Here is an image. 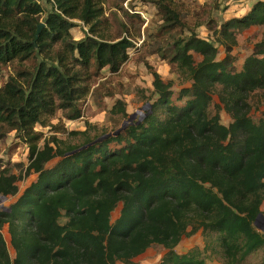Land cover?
Here are the masks:
<instances>
[{
	"label": "trees",
	"instance_id": "obj_1",
	"mask_svg": "<svg viewBox=\"0 0 264 264\" xmlns=\"http://www.w3.org/2000/svg\"><path fill=\"white\" fill-rule=\"evenodd\" d=\"M105 1L45 0L46 10L35 0H0V70L17 66L0 88V130L15 131L28 145L27 166L17 164L20 175L0 167V197L16 196L20 180L37 176L0 210V264H134L154 245L166 250L158 264H206L202 254L213 245L221 264H264V233L254 226L264 216V40L240 70L233 55L237 35L264 28V0L242 17L214 23L209 40L193 30L175 40L169 62L188 85L174 94L172 83L153 72L156 99L139 124L94 136L88 125L71 133L77 145L42 140L35 126H47L58 110L80 119L91 74L117 73L134 48L129 37L104 27ZM153 4L162 29L187 30L174 0ZM74 22L88 27L78 41ZM40 23L45 27L36 39ZM256 92L263 101L254 120ZM114 110L127 116L122 101ZM198 232L202 251L175 252L183 237Z\"/></svg>",
	"mask_w": 264,
	"mask_h": 264
},
{
	"label": "rangeland",
	"instance_id": "obj_2",
	"mask_svg": "<svg viewBox=\"0 0 264 264\" xmlns=\"http://www.w3.org/2000/svg\"><path fill=\"white\" fill-rule=\"evenodd\" d=\"M153 1L155 0H106L103 3L106 19L104 27H107L112 36L129 37L134 48L129 50L127 62L117 73L113 74L109 72L108 68H105L96 75L91 74L89 93L78 104L82 112L80 119L69 120L63 111L58 110L49 119L47 126L36 125L35 131L42 135V140L54 137L59 141L77 145L79 139L72 136V132H83L90 126L92 128L89 129L91 136L96 133H116L132 115H136L133 123L140 119V122L143 121L149 111L148 109L144 110V107L148 104L151 105L156 99L152 87L153 72L158 73L165 83H172L174 94L188 85L177 73L175 65L169 62L173 56L175 40L187 36L188 30H193L202 39H211L212 33L209 31V27L214 28L216 23L219 25L227 21L231 17L228 10H238L240 8L237 5L242 3L240 2L242 0H174L181 19L187 27V30L182 29L181 32H177L162 29V18L157 13ZM42 6L46 10L51 8L49 3ZM44 17L45 13L42 14L40 20L42 21ZM210 20L213 22H209ZM74 23L77 26L71 30V35L74 41H78L83 38L88 27L81 22ZM261 40H264V28L262 27H252L237 35L238 45L233 51L237 70L241 69L243 61L251 54L253 45ZM219 51L218 58H222L223 49L219 47ZM193 56L196 62L200 61L198 55L194 54ZM28 67H33V62ZM15 69H17L16 64L1 68L0 88L7 83L9 77H15ZM215 99L214 96V101ZM116 101L124 103L126 117L117 113L116 110L112 111ZM262 101L261 92H256L251 96L252 110L250 114L254 120L260 117ZM174 103L182 105L184 102L174 101ZM211 112L213 113L212 108ZM220 116L221 123L228 126L230 118L225 111H221ZM0 133L5 134L0 138V167L7 169L12 174L20 175L22 166L17 167V164L23 165V168L27 166L28 145L19 137V134L15 131H8L7 127H3ZM55 162L56 160L48 164V167H51ZM36 177V175H30L20 180L16 196L6 199L0 197V210H5L14 203L17 197L36 180ZM120 208L119 205L112 213V222L118 217ZM261 211L264 212V203L261 206ZM2 234L9 247V252L13 255L6 226L2 230ZM204 247L205 240L198 232L190 237H183L175 248V252L180 255L193 248H199L202 251ZM217 251L216 245H213L209 250H204L202 257L206 264H221V258L217 255ZM165 252L166 250L162 247L154 245L134 264H158Z\"/></svg>",
	"mask_w": 264,
	"mask_h": 264
},
{
	"label": "water",
	"instance_id": "obj_3",
	"mask_svg": "<svg viewBox=\"0 0 264 264\" xmlns=\"http://www.w3.org/2000/svg\"><path fill=\"white\" fill-rule=\"evenodd\" d=\"M44 27H45V26H44V24H42V23H40V24L38 25V28H37V31H36V35H35L36 39L38 38V36H39L41 30H42ZM145 109L150 110V104L146 105V106L144 107V110H145ZM146 115H147V113H146ZM146 115H145V116H146ZM135 117H136V115H132V116H130V117L128 118V120L125 121V122L122 124V127H121L120 130L125 129V128L127 127V125L133 124V120L135 119ZM140 120H141V119H140ZM140 120L137 121L136 123L139 124ZM120 130H119V131H120ZM119 131H117L116 133H113L112 135L117 134ZM87 147H88V146H84V147H82L81 149H78V150H76V151H73L72 153H69L68 155H72V154H74V153H76V152H78V151H80V150L86 149ZM254 226H255V228H256L258 231L264 233V216H263L262 214H259V215L256 217V219H255V221H254Z\"/></svg>",
	"mask_w": 264,
	"mask_h": 264
},
{
	"label": "crops",
	"instance_id": "obj_4",
	"mask_svg": "<svg viewBox=\"0 0 264 264\" xmlns=\"http://www.w3.org/2000/svg\"><path fill=\"white\" fill-rule=\"evenodd\" d=\"M240 1V0H239ZM258 0H242L240 2H242L241 4L237 5L240 9L236 10V9H233V10H228V12L231 14V17L230 18H234V17H242L244 16L248 11L249 9L252 7V5ZM230 14H227L228 16ZM229 18V19H230ZM147 252V251H146ZM145 252V253H146ZM144 253V254H145ZM143 254V255H144ZM143 255L137 257L136 259L133 260L134 263H137V259L141 258Z\"/></svg>",
	"mask_w": 264,
	"mask_h": 264
},
{
	"label": "built area",
	"instance_id": "obj_5",
	"mask_svg": "<svg viewBox=\"0 0 264 264\" xmlns=\"http://www.w3.org/2000/svg\"><path fill=\"white\" fill-rule=\"evenodd\" d=\"M37 4L43 5L45 0H35ZM52 2V0H50Z\"/></svg>",
	"mask_w": 264,
	"mask_h": 264
}]
</instances>
